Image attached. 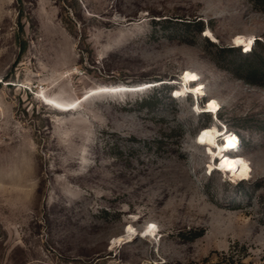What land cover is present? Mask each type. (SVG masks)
Instances as JSON below:
<instances>
[{"label":"rangeland","instance_id":"obj_1","mask_svg":"<svg viewBox=\"0 0 264 264\" xmlns=\"http://www.w3.org/2000/svg\"><path fill=\"white\" fill-rule=\"evenodd\" d=\"M256 40L252 0H0V264H264Z\"/></svg>","mask_w":264,"mask_h":264},{"label":"bare ground","instance_id":"obj_2","mask_svg":"<svg viewBox=\"0 0 264 264\" xmlns=\"http://www.w3.org/2000/svg\"><path fill=\"white\" fill-rule=\"evenodd\" d=\"M182 78H183V76H182ZM197 78L198 77L196 76L195 73L190 72V71H186L185 77L183 79V83L185 82L187 85H185V83H184L183 87L188 86V88L187 87L186 88L191 91V94H194L200 98L201 97L203 98L205 96L204 87H202L200 85L192 86V81H194ZM190 91H188V92H190ZM208 102H209V104L206 107L209 108V110L206 109L207 112L217 114L219 111V105L213 99H210ZM55 107H57V106H55ZM71 108H74V107L71 106L68 108V110ZM218 133H219V135H218ZM227 133H228V135L226 137V140L224 141L225 143H223V146L219 145L217 143V137L219 138L221 136V133L219 132L217 125L214 124L213 126L204 128L202 130L201 134L197 137V139H199L198 143L200 145L209 144L213 149H216L218 152H216V155L213 158H214V160L218 159L220 161V162L216 163L217 165H219V168L222 169L224 171V173L225 172L229 173L232 171L233 173H235V176L237 179H241L240 178L241 177L240 165H239L238 161L233 156H223L220 158V154L222 152H226V153H228V155H230V153H232L231 150L239 142V139L236 137V135H234L233 133H230L229 131ZM219 149H220V151H219ZM129 232L131 233V228H129ZM146 235H151V232H146ZM130 237L131 236L129 235L128 238H130Z\"/></svg>","mask_w":264,"mask_h":264},{"label":"trees","instance_id":"obj_3","mask_svg":"<svg viewBox=\"0 0 264 264\" xmlns=\"http://www.w3.org/2000/svg\"><path fill=\"white\" fill-rule=\"evenodd\" d=\"M253 3L255 4L256 7L258 8H263L264 9V0H252ZM183 19V18H181ZM167 20V19H166ZM180 23L186 24V25H195L198 27L199 31H203L204 29V24L202 23L201 20L198 22L196 21H180ZM257 44H259V49L257 50L256 48H252V51L248 53H242L240 52V57L244 59L247 64L243 67L242 66V73L241 77L242 79L252 85H257L259 87L264 88V45H261L259 40H256ZM220 52L226 53V52H233L234 48H219ZM237 72V71H236ZM158 82V81H157ZM210 113H205L203 116H209ZM201 235H197L196 237H199ZM235 264V263H231ZM242 264V263H240ZM263 264V263H262Z\"/></svg>","mask_w":264,"mask_h":264}]
</instances>
